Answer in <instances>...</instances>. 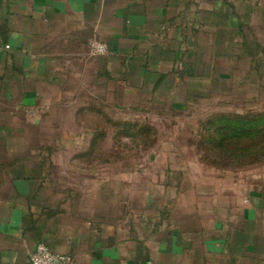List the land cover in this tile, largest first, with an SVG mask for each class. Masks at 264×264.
I'll return each instance as SVG.
<instances>
[{"label":"crops","instance_id":"crops-1","mask_svg":"<svg viewBox=\"0 0 264 264\" xmlns=\"http://www.w3.org/2000/svg\"><path fill=\"white\" fill-rule=\"evenodd\" d=\"M0 44V264L38 244L73 264H264V184L199 157L101 170L75 118L264 100V0H0Z\"/></svg>","mask_w":264,"mask_h":264},{"label":"rangeland","instance_id":"rangeland-1","mask_svg":"<svg viewBox=\"0 0 264 264\" xmlns=\"http://www.w3.org/2000/svg\"><path fill=\"white\" fill-rule=\"evenodd\" d=\"M172 106L144 98L115 104L100 101L79 107L94 108L99 115L85 112L75 118L85 127L96 126L91 138L99 144L91 150L99 155L101 170L135 171L148 163L157 165V161L163 168L168 166V157L191 161L199 157L203 162L197 167L213 169L230 181L239 178L246 188L264 184V153H254L256 141L227 138V132L219 131L225 122L217 119L222 115L264 114V100H205L187 106L189 113L178 115L171 111ZM204 111L206 115H202ZM259 144L264 152V142Z\"/></svg>","mask_w":264,"mask_h":264},{"label":"trees","instance_id":"trees-1","mask_svg":"<svg viewBox=\"0 0 264 264\" xmlns=\"http://www.w3.org/2000/svg\"><path fill=\"white\" fill-rule=\"evenodd\" d=\"M217 119L225 122L223 129L219 131L227 132V138L246 141L252 139L256 141V145H252L256 148L254 153H264L261 151L262 147H257L259 142H264V114L222 115Z\"/></svg>","mask_w":264,"mask_h":264},{"label":"built area","instance_id":"built-area-1","mask_svg":"<svg viewBox=\"0 0 264 264\" xmlns=\"http://www.w3.org/2000/svg\"><path fill=\"white\" fill-rule=\"evenodd\" d=\"M88 53L90 56H103L107 53V46L97 40L88 42ZM8 44H0V54L8 51ZM29 261L31 264H73L72 257L51 252L43 244H38L34 252L30 255Z\"/></svg>","mask_w":264,"mask_h":264}]
</instances>
